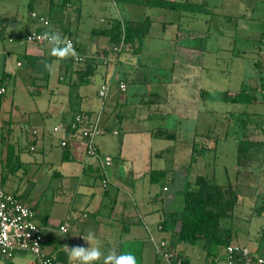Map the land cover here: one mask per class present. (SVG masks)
<instances>
[{
  "label": "crops",
  "instance_id": "obj_1",
  "mask_svg": "<svg viewBox=\"0 0 264 264\" xmlns=\"http://www.w3.org/2000/svg\"><path fill=\"white\" fill-rule=\"evenodd\" d=\"M151 1L38 0L36 4L48 7L51 12L55 9V16L48 19L51 32L59 33L61 38L73 39L79 50H86L85 56L89 59L95 52L104 54L105 51H110L108 55L113 57L109 36L96 33L110 29L115 21L150 19L151 29L156 23H161L163 33L158 38L163 40L169 24L173 22L168 23L166 17L159 16V12L170 10L156 8L150 5ZM174 1L201 5L206 15L209 14L207 8L219 12L217 6L209 7L198 0ZM121 3L144 8L145 14L137 18L130 8V14L123 17L119 7ZM28 7L29 14L25 16L19 10L21 7L15 8L12 14L8 11L7 23L0 31V88L4 87L13 98L25 94V99L29 97L32 104L29 109L24 108L20 105L21 97L10 101L3 98L5 94L0 95V183L8 193L19 197L35 211L47 238L45 252L57 264H75L69 257L67 246H87L79 236L95 231L105 251L115 249L122 254L131 253L135 255L137 264H170L159 253L157 245L162 240L170 242L169 246L182 264H212L200 245L179 240V227L175 232L161 229L163 221L179 209L177 203L182 204L176 195L178 189L174 191L173 169H167L163 162L167 148L155 146L161 138L154 133L160 129L169 130L149 127L153 121L152 107L161 104L153 99V93L144 97L138 91L126 94L130 84L142 85L136 80L143 66L141 58L147 51L151 30L141 45L137 42L132 47L133 52L117 57V66L109 65L107 68L99 65L89 82L78 87V71L86 64L74 63L72 54L64 49L53 54L48 44H32L26 40L30 34L42 29L39 21L32 17L33 12L38 13L34 4L30 2ZM72 7L80 13L83 9L87 17L85 14L83 19L76 17V10L70 11ZM254 9L249 6L245 14L249 16ZM179 20L176 38L171 40L176 41V45L181 32L183 35L191 33L184 27H189L191 22H201L202 15L181 11ZM207 32L210 35L211 28ZM87 34L91 37L90 46L85 45ZM14 61L18 69L26 65V73L16 70ZM108 79L112 86L115 82L125 83L127 90L122 92L119 85V93L114 92L107 101H103L99 92ZM74 105H78V110ZM128 107H136V115L124 111ZM143 107L148 112L143 111ZM79 113L92 120L100 116L105 134L97 139V146L101 155L111 161L107 170L111 181L108 188L102 186L104 170L100 162L86 154V145L80 137H72L68 147L63 148L61 143L67 135L55 131V127L70 125ZM134 117H137V123ZM51 120L55 121L50 128ZM121 135L122 139H118ZM155 161H159L158 168H153ZM152 171H166L168 180L161 184L153 183ZM48 190L52 192V200L45 197ZM65 224H68V233L60 231ZM0 264H36V261L33 255L20 252L12 258L0 256Z\"/></svg>",
  "mask_w": 264,
  "mask_h": 264
},
{
  "label": "rangeland",
  "instance_id": "obj_2",
  "mask_svg": "<svg viewBox=\"0 0 264 264\" xmlns=\"http://www.w3.org/2000/svg\"><path fill=\"white\" fill-rule=\"evenodd\" d=\"M36 1L38 0H0V31L7 23L8 11L12 14L15 8L21 7L19 10L22 14L28 15L30 2L34 4L38 15L49 20L55 16V9L51 12L48 7L36 4ZM198 1L201 4L207 3L209 7L217 6L219 12L207 8L209 14L201 13V22H191L189 27H184L191 33L183 35L181 32L177 45L176 41L171 40L176 38L174 36L178 30L180 12H159L160 17H166L168 23L173 24H169L163 40L158 38L163 33L162 24L156 23L152 27L146 44L147 51L141 58L143 66L136 80L142 85L136 87L135 84H130L126 94L138 91L144 97L153 93V99L161 103L158 107H152L153 121L149 127L154 130L167 128L176 134V140H169L168 143L164 139H158L155 143L157 148H167L163 162L167 169H173L171 177L175 182L174 191L181 189L187 178L195 181L201 175L224 186L233 185L240 194V204L230 223L234 230L233 241L255 250L260 244L264 247V153L260 154L259 166L253 164L251 168L239 170L237 151L238 141L244 133L251 139L264 143V0ZM249 6L255 9L248 16L245 11ZM119 7L123 17L130 14V8H133L137 18L143 17L146 10L122 3ZM74 10L75 7L70 9L72 12ZM75 12L76 17L81 16L80 19L84 18V14L87 17V12L84 13L83 9L82 13L79 10ZM209 28L210 35L207 32ZM87 29L85 24V31ZM87 36L88 38H84L85 45L90 46L91 37L89 34ZM133 51L130 50L129 53ZM79 52L86 54L84 49ZM112 54L110 64L104 65L107 68L119 63L116 55ZM89 59H92V55ZM15 64L16 61L14 67L17 68ZM26 67L25 65L16 70L26 73ZM118 89L119 83L115 82L109 97L114 92L119 93ZM243 89L256 93L259 102L234 104L224 101L222 95L225 93ZM3 98L10 101L20 98V105L24 108L32 106L30 98L25 99V94L13 98L5 93ZM71 99L75 101L74 96ZM74 106L78 110V105ZM145 110L143 107V111ZM124 111L136 115V107H128ZM134 118L137 123V117ZM54 121L51 120L50 128ZM135 127L138 128V125ZM118 139H122V135ZM158 162L155 161L153 168H158ZM51 194L48 190L45 197L52 200ZM177 204L180 205V210L182 205Z\"/></svg>",
  "mask_w": 264,
  "mask_h": 264
},
{
  "label": "trees",
  "instance_id": "obj_3",
  "mask_svg": "<svg viewBox=\"0 0 264 264\" xmlns=\"http://www.w3.org/2000/svg\"><path fill=\"white\" fill-rule=\"evenodd\" d=\"M150 5L176 12H205L204 7L201 5H194L186 1L152 0ZM151 26L152 21L150 19L139 22L115 21L110 29L99 31L96 34L109 36L113 48L122 43L134 47L137 42L141 45V42L149 35ZM50 29L51 26L48 31L52 33ZM129 51L122 49L120 53H117V57L121 58ZM105 52L104 55L109 56L110 51ZM72 61L76 63L74 57H72ZM76 64H86L82 70L78 71V81L76 82L78 87L89 82L99 65L104 66L101 62L95 60H87L84 63ZM262 95L264 99V93ZM222 96L224 101L234 104H255L259 102L256 93L245 89L235 93L228 92ZM154 134L157 138L176 140V134L165 129H160ZM262 153H264V143L257 139L253 140L247 133H244V136L238 141L237 166L239 170L251 168L253 164L259 166L260 154ZM166 180H168L166 171H152L151 181L153 183L161 184ZM182 186L176 193L182 201V207L170 215L169 219L163 221L161 224L162 230L175 232L179 227L177 232L179 240L190 245H200L206 252L207 257L211 258L212 264H215V259L223 260L226 257V248L234 243V230L230 223L233 221L234 214L240 204V194L233 185L224 186L202 175L197 176L195 181H190L187 178ZM260 248L264 247L260 244L254 251ZM55 264H57L56 261Z\"/></svg>",
  "mask_w": 264,
  "mask_h": 264
},
{
  "label": "built area",
  "instance_id": "obj_4",
  "mask_svg": "<svg viewBox=\"0 0 264 264\" xmlns=\"http://www.w3.org/2000/svg\"><path fill=\"white\" fill-rule=\"evenodd\" d=\"M32 17L39 21L42 30L30 34L26 40L34 44H48L45 34L50 33L48 31L51 26L50 21L34 12ZM62 41L58 47L70 52L76 63H84L88 60L87 56L79 52V47L73 39L62 38ZM122 49L129 51L131 47L123 43L115 46L112 52L116 55V60L117 53H120ZM91 60L107 65L112 59L103 53H96ZM111 88L112 82L109 80L101 88L99 98L106 101L109 98ZM120 88L122 91H126L127 85L121 82ZM5 93L6 89L1 87L0 95ZM101 127L100 116L92 120L85 114H78L70 125L55 127V131H62L67 135L61 143L63 148L69 145L72 137H80L86 145V154L100 162L104 170L102 186L107 188L110 184L107 170L111 165V161L101 155L97 146V139L105 134V130ZM60 231L68 233V224L61 226ZM46 241L44 228L38 223L35 211L19 197L8 193L0 183V256L12 258L17 253L23 252L33 255L36 264H55V259L44 250ZM169 245L170 242L166 240L158 243L161 257L170 264H182V260L178 258V255ZM214 262L215 264H264V248L254 251L246 245L234 242L226 248V257L223 260L215 259Z\"/></svg>",
  "mask_w": 264,
  "mask_h": 264
},
{
  "label": "clouds",
  "instance_id": "obj_5",
  "mask_svg": "<svg viewBox=\"0 0 264 264\" xmlns=\"http://www.w3.org/2000/svg\"><path fill=\"white\" fill-rule=\"evenodd\" d=\"M45 39L53 54L60 51L58 46L63 41L59 33H47ZM79 237L85 241L87 246H67L69 257L75 264H137L135 255L131 253L122 254L115 249L105 251L95 231H88Z\"/></svg>",
  "mask_w": 264,
  "mask_h": 264
}]
</instances>
